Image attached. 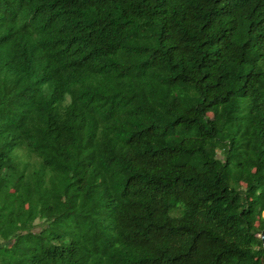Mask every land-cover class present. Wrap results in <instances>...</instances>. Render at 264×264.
<instances>
[{
  "label": "trees",
  "instance_id": "16d2710c",
  "mask_svg": "<svg viewBox=\"0 0 264 264\" xmlns=\"http://www.w3.org/2000/svg\"><path fill=\"white\" fill-rule=\"evenodd\" d=\"M263 227L264 0H0V264H264Z\"/></svg>",
  "mask_w": 264,
  "mask_h": 264
},
{
  "label": "water",
  "instance_id": "95a60500",
  "mask_svg": "<svg viewBox=\"0 0 264 264\" xmlns=\"http://www.w3.org/2000/svg\"><path fill=\"white\" fill-rule=\"evenodd\" d=\"M259 238H260V241H261L262 249L264 251V227L261 229V231L259 233Z\"/></svg>",
  "mask_w": 264,
  "mask_h": 264
},
{
  "label": "rangeland",
  "instance_id": "374dc122",
  "mask_svg": "<svg viewBox=\"0 0 264 264\" xmlns=\"http://www.w3.org/2000/svg\"><path fill=\"white\" fill-rule=\"evenodd\" d=\"M214 112L212 111V112H210L209 114H208V116H212V114H213Z\"/></svg>",
  "mask_w": 264,
  "mask_h": 264
}]
</instances>
